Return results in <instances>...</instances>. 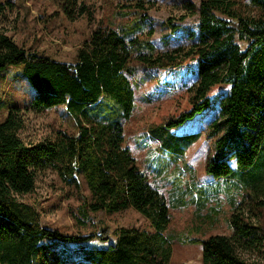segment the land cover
<instances>
[{"label":"trees","instance_id":"trees-1","mask_svg":"<svg viewBox=\"0 0 264 264\" xmlns=\"http://www.w3.org/2000/svg\"><path fill=\"white\" fill-rule=\"evenodd\" d=\"M50 1L69 20L92 18L84 1ZM246 1L252 13L238 0L183 4L187 12L179 21L198 12L196 43L158 51L146 14L154 0H118L113 14L122 22L95 26L74 62L28 51L0 29V78L9 66H20L19 75L34 89L30 109L64 105L77 126L76 133L58 128L26 141L18 134L24 126L18 107H10L0 121V264L169 263L167 202L124 145L123 124L135 107L133 84H142L152 70L159 75L154 80L165 86L174 85L167 77L177 71L190 81L188 108L148 126L160 149L184 155L200 133L181 128L217 101L219 112L204 132L212 141L205 172L235 179L253 191L254 205H263L257 199L264 192V0ZM165 24L170 32L178 28L173 18ZM220 84L226 91L210 98V89ZM44 168L75 187L77 175L82 177L89 193L81 206L84 216L133 207L149 219L152 230L120 227L109 241L105 230L68 235L42 227L38 211L19 197L34 190L35 171ZM248 219L238 211L230 216V235L195 239L201 264H264L243 256L254 249L264 253V229Z\"/></svg>","mask_w":264,"mask_h":264},{"label":"rangeland","instance_id":"rangeland-1","mask_svg":"<svg viewBox=\"0 0 264 264\" xmlns=\"http://www.w3.org/2000/svg\"><path fill=\"white\" fill-rule=\"evenodd\" d=\"M81 1L89 5L91 20L85 16L69 20L50 0H0V29L28 51L74 62L78 48L95 26H118L122 22L113 14L119 6L118 0ZM238 1L247 4L251 13L254 11L246 0ZM185 3L198 7L200 0H154L153 7L146 10L153 27L150 40L158 51L196 43L198 12L178 20L187 12L183 9ZM168 18L178 24L173 32L165 24ZM18 67L9 66L0 78V121L8 109L15 106L24 117V126L18 134L26 141L42 139L58 128L76 133V123L64 105L41 111L30 109L34 89L27 78L19 75ZM177 72L167 77L174 84L171 86L157 83L154 78L159 75L154 70L142 84H133L135 107L123 124L124 145L130 149L147 181L158 188L167 202L170 221L164 232L172 246L168 264H201V247L194 240L215 234L230 235L232 214L241 211L250 222L264 229V192L258 194L257 201L263 202L259 207L253 204V191L238 186L235 179L213 178L206 174L205 163L211 155L212 141L204 132L219 112L217 101L181 128L200 133V137L186 147L184 155L171 156L162 151L158 140L149 135L150 124L189 106L187 86L190 81L181 71ZM226 89V85H215L208 95L214 98ZM77 180V187L64 184L52 169H38L34 190L19 198L38 211L42 227L62 234L88 235L105 230L109 241H114V231L120 227L152 230L149 219L133 207L117 212L88 211L84 216L81 206L88 200L89 193L82 177L77 175ZM92 242L102 244L97 239ZM243 256L264 260V253L257 249L243 252Z\"/></svg>","mask_w":264,"mask_h":264}]
</instances>
